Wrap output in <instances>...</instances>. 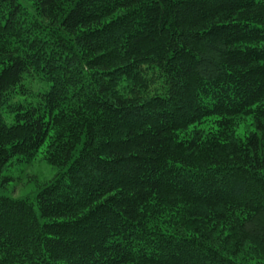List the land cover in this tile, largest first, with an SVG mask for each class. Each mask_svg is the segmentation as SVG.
I'll return each mask as SVG.
<instances>
[{
    "label": "trees",
    "instance_id": "trees-1",
    "mask_svg": "<svg viewBox=\"0 0 264 264\" xmlns=\"http://www.w3.org/2000/svg\"><path fill=\"white\" fill-rule=\"evenodd\" d=\"M27 1L0 0V185L57 174L0 196V264H264V0Z\"/></svg>",
    "mask_w": 264,
    "mask_h": 264
},
{
    "label": "rangeland",
    "instance_id": "rangeland-1",
    "mask_svg": "<svg viewBox=\"0 0 264 264\" xmlns=\"http://www.w3.org/2000/svg\"><path fill=\"white\" fill-rule=\"evenodd\" d=\"M17 1L27 10L31 9L29 1ZM250 129L249 121H243L239 124L236 132L241 136ZM56 174L57 170L47 164L40 155L36 156L30 163L12 162L3 173L5 180L0 185V196L32 200L39 186L50 181Z\"/></svg>",
    "mask_w": 264,
    "mask_h": 264
}]
</instances>
